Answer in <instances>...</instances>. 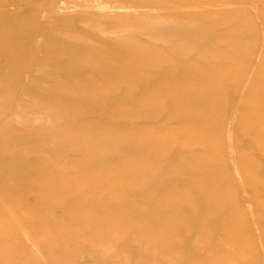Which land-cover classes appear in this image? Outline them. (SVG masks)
Segmentation results:
<instances>
[{
    "label": "rangeland",
    "instance_id": "374dc122",
    "mask_svg": "<svg viewBox=\"0 0 264 264\" xmlns=\"http://www.w3.org/2000/svg\"><path fill=\"white\" fill-rule=\"evenodd\" d=\"M0 264H264V0H0Z\"/></svg>",
    "mask_w": 264,
    "mask_h": 264
},
{
    "label": "bare ground",
    "instance_id": "6f19581e",
    "mask_svg": "<svg viewBox=\"0 0 264 264\" xmlns=\"http://www.w3.org/2000/svg\"><path fill=\"white\" fill-rule=\"evenodd\" d=\"M65 5V4H63ZM59 6V4H58ZM62 6V5H61ZM112 6V5H111ZM60 7V6H59ZM63 7V6H62ZM112 12L113 14H115L116 16H121V15H131V14H134L136 12L135 8L134 7H123V6H112ZM64 8V7H63ZM67 7H65L66 9ZM58 9V8H57ZM60 9V8H59ZM68 9V8H67ZM59 11V10H57Z\"/></svg>",
    "mask_w": 264,
    "mask_h": 264
}]
</instances>
